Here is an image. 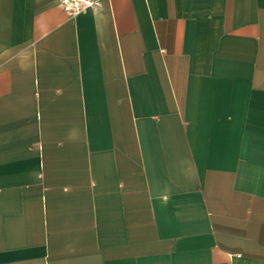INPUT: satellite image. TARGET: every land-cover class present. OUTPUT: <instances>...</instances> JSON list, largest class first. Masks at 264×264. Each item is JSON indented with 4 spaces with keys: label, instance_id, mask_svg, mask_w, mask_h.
<instances>
[{
    "label": "crops",
    "instance_id": "0c3cea01",
    "mask_svg": "<svg viewBox=\"0 0 264 264\" xmlns=\"http://www.w3.org/2000/svg\"><path fill=\"white\" fill-rule=\"evenodd\" d=\"M0 264H264V0H0Z\"/></svg>",
    "mask_w": 264,
    "mask_h": 264
},
{
    "label": "built area",
    "instance_id": "2783aa9c",
    "mask_svg": "<svg viewBox=\"0 0 264 264\" xmlns=\"http://www.w3.org/2000/svg\"><path fill=\"white\" fill-rule=\"evenodd\" d=\"M62 5L66 10L78 13L88 7H98L100 0H62Z\"/></svg>",
    "mask_w": 264,
    "mask_h": 264
}]
</instances>
